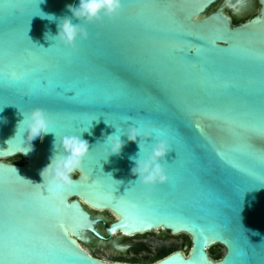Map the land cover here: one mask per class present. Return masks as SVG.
Segmentation results:
<instances>
[{"label": "water", "instance_id": "95a60500", "mask_svg": "<svg viewBox=\"0 0 264 264\" xmlns=\"http://www.w3.org/2000/svg\"><path fill=\"white\" fill-rule=\"evenodd\" d=\"M219 1L122 0L73 51L46 38L58 20L40 15L71 16L79 0H0V264H138L83 248L107 240L88 207L114 214L108 238L185 236L182 250L150 264H264V187L252 178L264 174V0L239 24L226 7L239 15L254 0ZM36 107L51 132L22 154L21 113ZM129 126L151 137L121 136V153L108 157L107 137ZM80 134L90 152L76 183L43 182L56 138ZM139 139L141 156L168 141L163 185L132 174ZM16 156L24 163L8 161ZM215 245L225 248L218 260Z\"/></svg>", "mask_w": 264, "mask_h": 264}, {"label": "clouds", "instance_id": "9594fccd", "mask_svg": "<svg viewBox=\"0 0 264 264\" xmlns=\"http://www.w3.org/2000/svg\"><path fill=\"white\" fill-rule=\"evenodd\" d=\"M68 12L71 16L57 18L52 14L40 15L49 21L58 20V31L55 36L46 34V38L51 36L54 40H58L65 48L76 50L77 42L87 40L89 33L87 25L101 23L105 18L113 19L122 10V0H79V5H67ZM73 19L79 23H73ZM21 113V112H20ZM23 119L19 122L17 132L21 125H24L22 134L21 147L19 151L27 154L31 150V141L37 137L43 138L44 135L50 133V122L46 111L40 107L33 108L27 114L21 113ZM88 131V130H87ZM16 132V135H17ZM116 132L107 137L104 144H108L106 151L108 157L110 155H119L124 147V141L121 136H127L130 142H137V138L144 135V140L151 137L150 134H144L140 127L129 126L126 132L117 134ZM27 134L26 140L23 139ZM82 134V133H81ZM65 135L55 141L54 156L51 163L42 171L41 176L43 182L46 178L49 182L63 188H71L76 181L73 175L80 172L83 161L90 152L88 141L82 139V135ZM8 140H14L16 138ZM163 135V134H161ZM7 141V142H8ZM109 142H111L109 144ZM22 145H26L23 146ZM139 153L137 156L130 157L134 162L131 169L132 174L136 176L140 183L148 186L164 184L168 181L166 169L161 163L170 150V145L166 139H159L152 143L150 152L145 156H141L142 147L140 139L138 142ZM254 231V230H253Z\"/></svg>", "mask_w": 264, "mask_h": 264}, {"label": "rangeland", "instance_id": "374dc122", "mask_svg": "<svg viewBox=\"0 0 264 264\" xmlns=\"http://www.w3.org/2000/svg\"><path fill=\"white\" fill-rule=\"evenodd\" d=\"M257 10L258 5L256 6L255 10L236 15L238 18L235 24H239L250 19L251 17L256 15ZM19 159L23 158L21 156H16L12 159H9L8 161L15 162ZM73 176L76 177L77 174H74ZM114 236L117 237H112V239L116 238L114 239V241L117 240L120 245H123L125 247L124 250L126 251V259L137 258L138 260L147 263L152 260L157 254L167 249L173 248L175 250H182L185 239V236L183 234L171 235L166 231L150 232L142 235H135L133 237H122L121 235L117 234ZM94 242V240L90 241V243ZM84 248L87 251H90L93 256L100 257L103 260L112 261L115 258H120L121 255L113 251L110 246L104 248L103 246L96 245L94 246V248H88L85 246ZM224 253L225 248L220 245L212 246L209 249V255L213 260H215V257L217 255H224Z\"/></svg>", "mask_w": 264, "mask_h": 264}, {"label": "flooded vegetation", "instance_id": "af4514ba", "mask_svg": "<svg viewBox=\"0 0 264 264\" xmlns=\"http://www.w3.org/2000/svg\"><path fill=\"white\" fill-rule=\"evenodd\" d=\"M223 5V1L221 0V1H219V2H217L216 3V5H214V7L215 8H218V7H220V6H222ZM258 5V8H259V1L258 0H254V5L252 6V8H251V10H255V8H256V6ZM258 11V10H257ZM225 13L226 14H228L229 16H230V18H231V20H232V22H233V24H235L236 23V20H237V16H236V14H234V12L231 10V9H229L228 7H226V9H225ZM94 214H96V215H98L100 218H101V220H102V222H99V224H98V228H99V230H100V232H101V234L105 237V238H107V240H105V241H100V240H98L97 238H95V237H93V239L92 240H94L95 242L94 243H91V244H93V248H94V245L96 246V245H100V246H103L104 248L105 247H107V246H110V248L113 250V251H115L116 253H119V254H121L120 255V258H115V259H113L112 261H110V262H126V263H138V264H150V263H153V262H155V261H157V260H159V259H157V257H158V255L159 254H157L152 260H150L148 263L147 262H143V261H140V260H138L137 258H131V259H126L125 257H126V251L124 250H119V249H117L116 248V246L114 245V244H112V241H114V239H116V238H113L112 239V237H117V236H114V235H121L122 237H133V236H135V235H123L121 232H116V234H113V236L111 237V238H108L109 236H108V234H107V232H106V228L109 226V224L110 223H108V215H110L112 218H114V214H112L111 212H109L108 210H96V209H93V208H90V207H88ZM170 233V232H169ZM145 234V233H144ZM171 234V233H170ZM136 235H142V234H136ZM172 235V234H171ZM185 240V239H184ZM115 242H117V240L115 241ZM97 243H100V244H97ZM117 244L118 245H120L118 242H117ZM165 251H169L170 253H172V252H174V251H176L175 249H167V250H165ZM89 253H90V251H88ZM164 252V251H163ZM161 253V252H160ZM169 253V254H170ZM91 254V253H90ZM92 255V254H91ZM93 256V255H92ZM167 256V255H166ZM93 257H95V258H98V259H101L100 257H97V256H93ZM103 260V259H102ZM105 261H109V260H105Z\"/></svg>", "mask_w": 264, "mask_h": 264}, {"label": "snow or ice", "instance_id": "6c2138e0", "mask_svg": "<svg viewBox=\"0 0 264 264\" xmlns=\"http://www.w3.org/2000/svg\"><path fill=\"white\" fill-rule=\"evenodd\" d=\"M42 87L47 88V84H42ZM151 131H153L154 133H156V135H159V133L156 132L155 129H152ZM252 178H253L254 180H256L257 183H258L261 187H264V174H261V175H259V176H256V175L253 174V175H252ZM161 185H163V184H161Z\"/></svg>", "mask_w": 264, "mask_h": 264}, {"label": "trees", "instance_id": "16d2710c", "mask_svg": "<svg viewBox=\"0 0 264 264\" xmlns=\"http://www.w3.org/2000/svg\"><path fill=\"white\" fill-rule=\"evenodd\" d=\"M15 163L18 164V165H21V164L24 163V159H19L18 161H15ZM169 253H170L169 251L161 252V253H159L157 259H161V258L165 257L166 255H168ZM222 256H223V255H220V254L217 255V256L215 257V260L221 259Z\"/></svg>", "mask_w": 264, "mask_h": 264}, {"label": "bare ground", "instance_id": "6f19581e", "mask_svg": "<svg viewBox=\"0 0 264 264\" xmlns=\"http://www.w3.org/2000/svg\"><path fill=\"white\" fill-rule=\"evenodd\" d=\"M113 234H116V232L115 233H113ZM83 247V246H82ZM84 248V247H83ZM85 249V248H84ZM86 250V249H85Z\"/></svg>", "mask_w": 264, "mask_h": 264}]
</instances>
